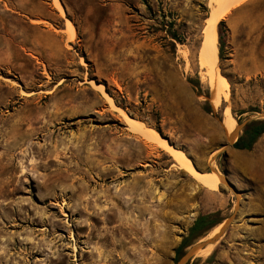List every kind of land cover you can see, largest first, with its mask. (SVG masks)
<instances>
[{"label": "rangeland", "instance_id": "374dc122", "mask_svg": "<svg viewBox=\"0 0 264 264\" xmlns=\"http://www.w3.org/2000/svg\"><path fill=\"white\" fill-rule=\"evenodd\" d=\"M210 8L0 0V264H176L198 215L222 223L234 212L190 264H264V133L250 150L226 138L227 123L264 114V0L222 19L225 47L209 72ZM127 118L235 192L198 184Z\"/></svg>", "mask_w": 264, "mask_h": 264}, {"label": "bare ground", "instance_id": "6f19581e", "mask_svg": "<svg viewBox=\"0 0 264 264\" xmlns=\"http://www.w3.org/2000/svg\"><path fill=\"white\" fill-rule=\"evenodd\" d=\"M242 1L243 0H210L211 8L206 17V23L204 26V38H203V43L200 49V62L203 64V66L205 65L209 68V72L211 71L210 70L211 68H214L212 67V65L215 63L216 58H217V48H218L217 47V32H216L217 23L227 15L229 10L233 6L240 4ZM73 34H74L73 31L70 30L68 32L69 38H72L74 36ZM210 78H212V75ZM220 82L222 85L226 84V82L224 81V78L222 77L220 78ZM211 90L213 89L211 88ZM126 124L128 125V128L131 131H133V133L141 134L147 140L157 143L158 146H160L164 151L167 152V154L170 156L174 164L177 165L179 168H182L185 171H187L198 184L210 190H216L219 187V183L222 184L223 176H221L217 172H208V173L206 172L205 173V172L197 171L182 151L168 144L153 129H150L144 126L141 122L136 121L131 118L126 119ZM233 128H235V122L227 123L226 125L227 134L230 133L233 130ZM222 225H223V222L214 226L210 230L209 234L205 237V239L210 238L213 235L217 234L219 230L221 229ZM212 247L213 245H208L207 247L199 250L196 253V257L205 256L209 254L210 251L212 250Z\"/></svg>", "mask_w": 264, "mask_h": 264}, {"label": "trees", "instance_id": "16d2710c", "mask_svg": "<svg viewBox=\"0 0 264 264\" xmlns=\"http://www.w3.org/2000/svg\"><path fill=\"white\" fill-rule=\"evenodd\" d=\"M145 3V0H142ZM224 22L220 20L217 25V42H218V55L222 56L225 47V32ZM170 37L174 40L179 41L180 37L175 33L171 32ZM264 133V119L253 120L248 123L239 134L237 140L233 143V148L239 150H250L257 138ZM215 213L200 214L193 221L191 226L188 228L187 235L184 236L178 246L175 249L174 260H179L182 256L183 251L186 247L192 244V241L203 233L207 232L221 221L214 217Z\"/></svg>", "mask_w": 264, "mask_h": 264}, {"label": "water", "instance_id": "95a60500", "mask_svg": "<svg viewBox=\"0 0 264 264\" xmlns=\"http://www.w3.org/2000/svg\"><path fill=\"white\" fill-rule=\"evenodd\" d=\"M260 119H264V114H261ZM251 121H253L251 118H247L245 119L241 124H236L235 128H233V130L227 134L226 133V138H227V145L228 146H232L233 143L237 140L238 136H237V132L242 131V129ZM223 182L226 183L227 186H229L232 190H234L235 192V188L233 186V184L227 179L223 177ZM239 208V204L236 205L235 211ZM235 220V212L233 214H231L224 222L223 225L221 227V229L219 230V232L215 235H213L210 238H207L205 240H200L198 242L192 243L191 245H189L188 247H186L183 251L182 256L179 258V260L177 261L176 264H190L191 261L195 258L196 253L207 247L208 245H213L216 242H218V240L221 238V236L225 233V231L227 230V228L231 225V223Z\"/></svg>", "mask_w": 264, "mask_h": 264}, {"label": "crops", "instance_id": "0c3cea01", "mask_svg": "<svg viewBox=\"0 0 264 264\" xmlns=\"http://www.w3.org/2000/svg\"><path fill=\"white\" fill-rule=\"evenodd\" d=\"M243 1H244V0H243ZM243 1H242V2H243ZM237 5H238V4H237ZM237 5H236V6H237ZM233 7H235V6H233ZM233 7H232V8H233ZM73 35H74V34H73ZM179 169H180V168H179Z\"/></svg>", "mask_w": 264, "mask_h": 264}]
</instances>
